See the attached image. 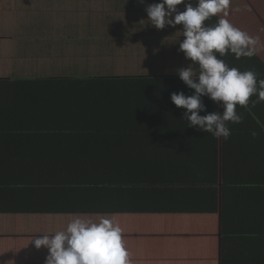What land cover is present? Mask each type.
I'll return each mask as SVG.
<instances>
[{
	"label": "crops",
	"instance_id": "1",
	"mask_svg": "<svg viewBox=\"0 0 264 264\" xmlns=\"http://www.w3.org/2000/svg\"><path fill=\"white\" fill-rule=\"evenodd\" d=\"M154 2L0 0V78L146 75L139 70L160 59L165 61L160 67L170 65L172 71L159 75H178L177 69L192 66L179 51L183 29L151 25L145 8ZM214 16L258 38L254 54L238 59L245 70L261 73L264 0H229ZM257 79L264 80V73ZM256 100L253 95L246 107L237 106L243 121L228 123L231 135L216 138L213 154L201 145L204 133L185 122L171 130L181 133L185 154L118 162L125 175L163 174L162 187L141 182L122 194L117 189L116 198L115 192H105L95 210L85 198L75 202L77 207L50 213L0 209V264H44L47 249H37L33 240L63 230L74 216L114 219L129 264H249L248 257L264 246V102ZM203 103L206 112L223 110L208 97ZM110 204L117 206L109 210ZM146 206L179 210L136 209Z\"/></svg>",
	"mask_w": 264,
	"mask_h": 264
},
{
	"label": "trees",
	"instance_id": "2",
	"mask_svg": "<svg viewBox=\"0 0 264 264\" xmlns=\"http://www.w3.org/2000/svg\"><path fill=\"white\" fill-rule=\"evenodd\" d=\"M217 22L212 16L205 24ZM222 59L245 71L244 60L234 54ZM259 66L264 70L260 61ZM174 91L191 95L194 90L178 75L0 78V209L50 213L77 207L75 202L85 198L95 210L105 192H115L116 198L117 189L122 194L141 182L162 187L163 174L125 175L117 164L185 154L181 133L171 131L187 122L185 110L170 99ZM199 132L204 133L201 145L213 154L216 138ZM261 248L248 257L249 264L255 258L264 262Z\"/></svg>",
	"mask_w": 264,
	"mask_h": 264
},
{
	"label": "clouds",
	"instance_id": "3",
	"mask_svg": "<svg viewBox=\"0 0 264 264\" xmlns=\"http://www.w3.org/2000/svg\"><path fill=\"white\" fill-rule=\"evenodd\" d=\"M137 2L144 4L145 0ZM180 5L182 9L178 8ZM228 5L229 0H195V3L193 0H158L145 8L150 24L156 29L176 25L183 29L179 51L192 66L187 64L176 71L180 80L194 91L191 95L174 91L170 94L171 101L185 110L182 118L188 126L224 139L231 135L229 122L243 121V115L236 111L238 105L246 107L253 95L257 96L254 103L264 102V80L258 81V74L250 69L240 71L229 67L222 59L229 52L236 58L252 56L258 38L227 19H219L214 25L205 24ZM224 14L226 16L227 12ZM204 96L221 107L222 112H206ZM201 112L206 114L200 115ZM121 233L114 219L74 216L63 230L39 235L33 244L37 249H47L44 264H129Z\"/></svg>",
	"mask_w": 264,
	"mask_h": 264
},
{
	"label": "rangeland",
	"instance_id": "4",
	"mask_svg": "<svg viewBox=\"0 0 264 264\" xmlns=\"http://www.w3.org/2000/svg\"><path fill=\"white\" fill-rule=\"evenodd\" d=\"M151 61V59L149 58L146 63H149ZM165 62L164 59H160L155 65L154 63L151 64V68H146V69H141L139 70L140 73H149V74H163V73H171L170 71H172V67L169 65V68L166 70L165 66L164 68L160 67V63ZM163 64V63H162ZM142 68L147 67L146 65H142ZM146 70V71H144ZM150 71V72H148ZM166 71V72H165ZM136 74V73H134Z\"/></svg>",
	"mask_w": 264,
	"mask_h": 264
}]
</instances>
